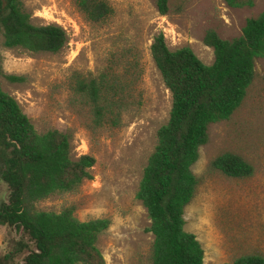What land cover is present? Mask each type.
I'll list each match as a JSON object with an SVG mask.
<instances>
[{
  "label": "rangeland",
  "instance_id": "374dc122",
  "mask_svg": "<svg viewBox=\"0 0 264 264\" xmlns=\"http://www.w3.org/2000/svg\"><path fill=\"white\" fill-rule=\"evenodd\" d=\"M104 1L112 16L92 24L77 11L74 0H25L32 25L62 27L68 44L58 54H32L4 49L0 35V88L17 102L38 134L66 133L74 157L89 155L95 161L91 180L74 192L40 200L36 210H71L80 222L108 220L97 240L104 264H151L150 221L136 192L156 132L167 123L171 107L170 93L150 55L153 38L162 33L169 50L188 47L210 66L214 56L203 44L205 33L212 30L225 41L239 38L245 22L263 11L264 0L240 9L222 0H170L167 16L157 13L155 0ZM132 64L135 76L133 69L125 76L132 82L131 99L119 124L94 128L89 106L74 91L75 77L95 79L110 68L124 73ZM254 72L242 105L228 121L209 127L208 141L191 169L198 187L184 212V230L203 249V264H225L245 255L264 257V58L255 60ZM3 75L23 80L11 84ZM224 153L243 158L252 175L230 179L210 171V162ZM7 196L0 184V204ZM19 240L20 235L1 227L0 259Z\"/></svg>",
  "mask_w": 264,
  "mask_h": 264
},
{
  "label": "trees",
  "instance_id": "16d2710c",
  "mask_svg": "<svg viewBox=\"0 0 264 264\" xmlns=\"http://www.w3.org/2000/svg\"><path fill=\"white\" fill-rule=\"evenodd\" d=\"M25 0H0L1 46L32 54H58L68 44L65 30L55 24L34 26L24 9ZM232 9L250 8L254 0H222ZM77 11L92 24L105 23L113 14L104 0H74ZM156 11L167 16L170 0H155ZM213 52L210 66L202 64L190 48L171 51L159 33L150 46L152 61L171 96L168 121L156 132L136 192L146 211L153 236L151 264H203L204 252L193 234L184 230V212L192 202L198 179L192 173L199 149L208 141L211 125L228 121L242 105L253 83L255 60L264 58V9L245 22L241 36L225 41L212 30L203 37ZM126 73L112 68L95 79H74V91L92 113L94 128L117 126L131 99ZM13 84L21 77L3 75ZM94 159L72 155L68 134L50 130L38 134L17 102L0 88V184L7 201L0 204V228L20 235L0 264H104L97 248L98 236L108 220L80 222L71 210L60 214L39 212L35 204L60 192H74L92 179ZM209 170L230 179L252 175L240 156L224 153ZM225 264H264V257L245 255Z\"/></svg>",
  "mask_w": 264,
  "mask_h": 264
}]
</instances>
